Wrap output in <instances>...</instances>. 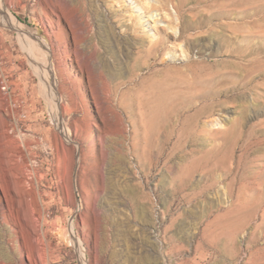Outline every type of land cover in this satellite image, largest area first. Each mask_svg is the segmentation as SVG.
<instances>
[{"label": "rangeland", "instance_id": "374dc122", "mask_svg": "<svg viewBox=\"0 0 264 264\" xmlns=\"http://www.w3.org/2000/svg\"><path fill=\"white\" fill-rule=\"evenodd\" d=\"M175 1L0 0L4 259L264 264V0ZM182 84L206 101L154 128ZM3 193L44 210L30 263Z\"/></svg>", "mask_w": 264, "mask_h": 264}, {"label": "bare ground", "instance_id": "6f19581e", "mask_svg": "<svg viewBox=\"0 0 264 264\" xmlns=\"http://www.w3.org/2000/svg\"><path fill=\"white\" fill-rule=\"evenodd\" d=\"M173 1L175 0H165L166 3L168 2L171 3ZM176 1H175L176 3H174L173 6L177 16L179 17L180 9L182 7L181 4H183L184 1L183 0H176ZM169 29L174 30V28L172 27H169ZM158 45H159V41L158 40H156V42L154 41L147 49V52H149V54H156V51H158L157 50ZM183 85L184 84L176 87L171 86V88L169 89H164L161 86H159L160 91H158L157 96L155 97L154 107L153 109H151V115H150V121L152 123L150 125H152L154 128L155 127L157 128L159 124H162L163 127H168L174 118L179 117V114H181L180 111L182 110L192 111L191 109L196 108L199 102L205 100L207 96V92L206 90H204L203 87H199V86L191 87L188 85L182 87ZM173 87L174 89H172ZM203 110H204V106L196 109V111L186 119V122L197 121L201 117ZM216 125H218L216 121H211L209 128H213ZM2 162H3V167L7 169L8 172V168L10 167V163H11V156L9 152H4ZM9 188L11 190V185H9ZM3 198L6 203V207L2 208L1 210L2 215L5 218V212H7L8 213L7 217L9 218L10 216L11 220L15 222L17 226L16 227L17 231L19 232L20 236L23 239L22 257H26L30 263V259H29L30 255L34 259H36L37 255L39 254L40 247L42 249V252L45 253L43 247V241L41 239V234L39 230L40 223L43 221L44 218V210L40 206V203L38 202L37 198L34 201V209L33 211L31 210V212L28 211L29 206L26 197L22 196V194L18 196V202H17L18 207L15 210L12 207H10L8 203V199H9L8 195L4 194ZM24 232H26L29 235L28 238L29 240L31 239L30 241H32L33 247L31 246V248H28V246L26 245V242L24 240ZM32 262H36V261L33 260ZM0 264H12V263L11 261L4 259L3 256H0Z\"/></svg>", "mask_w": 264, "mask_h": 264}]
</instances>
